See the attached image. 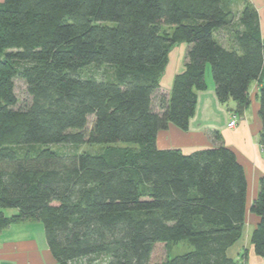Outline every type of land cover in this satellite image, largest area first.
<instances>
[{
	"label": "trees",
	"instance_id": "1",
	"mask_svg": "<svg viewBox=\"0 0 264 264\" xmlns=\"http://www.w3.org/2000/svg\"><path fill=\"white\" fill-rule=\"evenodd\" d=\"M234 1L3 0L0 230L40 222L57 264H240L228 254L246 211L235 153L223 143L188 154L156 146L168 125L187 129L209 67L218 102H235L237 115L258 84L264 154V38L251 1L233 10ZM182 42L183 67L162 92L170 51ZM99 65L110 72L84 73ZM16 78L29 96L23 107ZM85 142L106 145L96 153L49 148ZM258 184L250 243L264 258V176ZM181 240L192 249L170 257ZM156 244L165 254L151 262Z\"/></svg>",
	"mask_w": 264,
	"mask_h": 264
},
{
	"label": "crops",
	"instance_id": "2",
	"mask_svg": "<svg viewBox=\"0 0 264 264\" xmlns=\"http://www.w3.org/2000/svg\"><path fill=\"white\" fill-rule=\"evenodd\" d=\"M2 1L0 0V3ZM250 1L259 13L261 27L264 21V0ZM261 34L264 38L262 28ZM171 53L170 51L169 60ZM183 63L184 57L175 59L165 89L161 84L164 92L170 89L173 76L181 71ZM207 69L208 67L205 71L207 88L197 92L195 111L189 119L187 129L183 131L172 124L168 125L166 129L158 131L156 146L160 149H179L188 154L223 143L235 153L247 181L246 211L243 235L228 249V254L240 264H264V258L255 254L250 243V234L258 222V217L249 211V207L257 195L259 178L264 176V154L258 143L261 129L257 114L258 84L256 82L251 84L249 105L237 115L233 112L235 102L229 101L226 104L218 102L211 74ZM232 117L235 119V125L229 126ZM215 132L220 140L215 139ZM0 264H57V262L46 246L39 224L20 221L0 230Z\"/></svg>",
	"mask_w": 264,
	"mask_h": 264
},
{
	"label": "rangeland",
	"instance_id": "3",
	"mask_svg": "<svg viewBox=\"0 0 264 264\" xmlns=\"http://www.w3.org/2000/svg\"><path fill=\"white\" fill-rule=\"evenodd\" d=\"M237 2H239V0L234 1L233 4V10L236 9L235 4H237ZM261 28H262V32H263V36H264V21L261 23ZM185 43H178L177 45L174 46V48H172L171 50V55H170V60H169V65L166 67L162 78H161V84L163 89H165L166 85H167V78L169 77V75L171 74V68L174 65V61L176 58H183L185 51H186V47H185ZM210 73V68L208 67L207 69ZM107 72H110V68L106 65H99L97 67L94 66H89L84 70V73H87L89 75H93L95 77H103ZM162 88H160V90L162 92H164V90H162ZM14 93L17 97V107H23L25 106L28 102H29V96L26 93V88H25V84L22 80L16 78L14 80ZM233 118V117H232ZM92 117L88 118V123L85 127V132H87L91 126V121H92ZM106 144H99V143H80V144H65V143H60V144H52L49 146L50 149H52L54 152L58 153V154H76V153H81V152H88V153H96L99 152L103 149V147ZM117 145L120 146H129V145H134V144H130V143H124V142H118ZM13 211V209H4V213L9 215L11 214ZM37 224H39L40 228L42 229V224L40 222H36ZM192 249V246L189 244V242H187V240H181L176 244H173L168 252L169 256L172 257L174 255H178V254H182L185 252H188ZM165 254V247L163 246V244H156L154 246L153 249V254H152V258H151V262H155V261H159L160 259L163 258ZM97 264V263H96Z\"/></svg>",
	"mask_w": 264,
	"mask_h": 264
},
{
	"label": "built area",
	"instance_id": "4",
	"mask_svg": "<svg viewBox=\"0 0 264 264\" xmlns=\"http://www.w3.org/2000/svg\"><path fill=\"white\" fill-rule=\"evenodd\" d=\"M229 126H234L235 125V119L232 118L229 123H228Z\"/></svg>",
	"mask_w": 264,
	"mask_h": 264
}]
</instances>
